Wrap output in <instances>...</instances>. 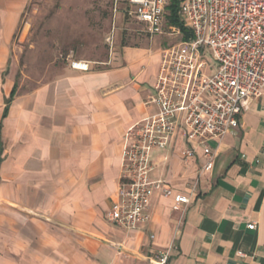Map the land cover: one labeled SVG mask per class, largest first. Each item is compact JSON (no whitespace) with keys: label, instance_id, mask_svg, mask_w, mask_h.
<instances>
[{"label":"crops","instance_id":"0c3cea01","mask_svg":"<svg viewBox=\"0 0 264 264\" xmlns=\"http://www.w3.org/2000/svg\"><path fill=\"white\" fill-rule=\"evenodd\" d=\"M31 1L0 0V264H153L172 245L170 264H264V96L236 133L209 142L211 172L200 176V148L183 160L181 131L152 152L150 180L189 197L182 212L157 189L149 223L135 230L113 224L107 214L119 200L123 138L159 112L147 102L167 36L158 44L123 20L142 37L122 47L115 66H69L25 91L9 64Z\"/></svg>","mask_w":264,"mask_h":264},{"label":"built area","instance_id":"2783aa9c","mask_svg":"<svg viewBox=\"0 0 264 264\" xmlns=\"http://www.w3.org/2000/svg\"><path fill=\"white\" fill-rule=\"evenodd\" d=\"M170 2L115 0L114 5L115 19L123 16L137 22L141 33L179 40L177 46L162 50L156 94L147 102L159 112L129 128L123 138L119 200L107 219L128 230L149 223V201L157 189L173 199L174 211L182 212L190 203L189 197L174 194L163 182L150 180L155 149H166L181 131L185 162L203 150V176L215 166L209 142L236 133L253 100L264 96V0H178V18L191 33L188 39L168 23ZM115 35L116 27L108 37L111 47ZM204 60L214 65L211 75L204 72ZM70 67L89 71L90 64L71 60ZM197 189L198 181L193 192ZM248 228L255 230L256 222ZM174 248L160 250L153 264H170Z\"/></svg>","mask_w":264,"mask_h":264},{"label":"rangeland","instance_id":"374dc122","mask_svg":"<svg viewBox=\"0 0 264 264\" xmlns=\"http://www.w3.org/2000/svg\"><path fill=\"white\" fill-rule=\"evenodd\" d=\"M114 5L115 0H32L15 38L9 64L17 85L25 91L32 90L63 75L71 60L90 62L96 69L115 66L111 59L122 47L140 44L137 39L142 36L134 30L135 26L128 28L122 22L123 16L115 19ZM114 27L116 38L111 47L108 37ZM155 38L158 44L162 41L159 36ZM168 38L160 46L155 44V48L179 44V40ZM204 62V72L211 75L214 65Z\"/></svg>","mask_w":264,"mask_h":264},{"label":"trees","instance_id":"16d2710c","mask_svg":"<svg viewBox=\"0 0 264 264\" xmlns=\"http://www.w3.org/2000/svg\"><path fill=\"white\" fill-rule=\"evenodd\" d=\"M167 18L168 23L177 26L183 31L185 39H188L191 36V33L184 28L183 24L178 19V0H171L169 15Z\"/></svg>","mask_w":264,"mask_h":264},{"label":"water","instance_id":"95a60500","mask_svg":"<svg viewBox=\"0 0 264 264\" xmlns=\"http://www.w3.org/2000/svg\"><path fill=\"white\" fill-rule=\"evenodd\" d=\"M0 161H1V157H0Z\"/></svg>","mask_w":264,"mask_h":264}]
</instances>
